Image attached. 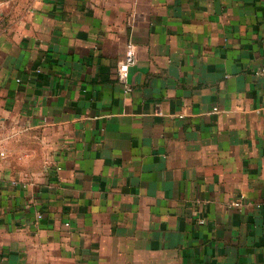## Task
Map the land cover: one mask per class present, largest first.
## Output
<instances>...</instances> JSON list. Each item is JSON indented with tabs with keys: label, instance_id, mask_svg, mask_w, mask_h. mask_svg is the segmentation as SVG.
Here are the masks:
<instances>
[{
	"label": "crops",
	"instance_id": "0c3cea01",
	"mask_svg": "<svg viewBox=\"0 0 264 264\" xmlns=\"http://www.w3.org/2000/svg\"><path fill=\"white\" fill-rule=\"evenodd\" d=\"M262 66L264 0H0V264H264Z\"/></svg>",
	"mask_w": 264,
	"mask_h": 264
},
{
	"label": "built area",
	"instance_id": "2783aa9c",
	"mask_svg": "<svg viewBox=\"0 0 264 264\" xmlns=\"http://www.w3.org/2000/svg\"><path fill=\"white\" fill-rule=\"evenodd\" d=\"M136 62H137V44L133 40H128L125 45L124 55L118 64V77L122 83L124 84L128 83L131 69L136 64ZM256 73L263 76L264 78V66L257 69ZM179 116H182V114H180ZM1 154H4V152L1 151ZM14 183H17V181H14ZM233 204L239 205L240 202L235 201L233 202ZM37 216L38 218H41L43 216V213L39 211Z\"/></svg>",
	"mask_w": 264,
	"mask_h": 264
}]
</instances>
